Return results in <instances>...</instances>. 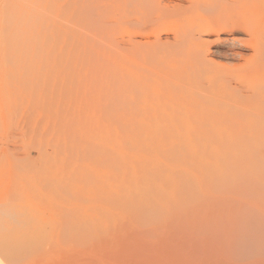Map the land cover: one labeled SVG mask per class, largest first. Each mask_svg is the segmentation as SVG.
I'll list each match as a JSON object with an SVG mask.
<instances>
[{
    "label": "rangeland",
    "instance_id": "rangeland-1",
    "mask_svg": "<svg viewBox=\"0 0 264 264\" xmlns=\"http://www.w3.org/2000/svg\"><path fill=\"white\" fill-rule=\"evenodd\" d=\"M257 20L263 0H0V191L24 205L11 221L28 231L26 264H264V71L256 80L241 67ZM205 22L225 24L235 42L219 53L205 43L219 78L189 69L195 82L178 89L181 66L196 62L191 26ZM128 70L140 122L180 131H125ZM108 125L129 134L125 153L166 155L106 201ZM211 148L218 157L192 163Z\"/></svg>",
    "mask_w": 264,
    "mask_h": 264
},
{
    "label": "bare ground",
    "instance_id": "bare-ground-1",
    "mask_svg": "<svg viewBox=\"0 0 264 264\" xmlns=\"http://www.w3.org/2000/svg\"><path fill=\"white\" fill-rule=\"evenodd\" d=\"M134 1H137V0H134ZM261 20H263V19H261ZM261 20H257L256 23H254V25L253 24L252 25H246L247 26L246 29L248 31L249 42H250L251 47H252V52H251L250 56L248 57V59H246V58L244 59V62L241 65L242 68H244L246 65H250L249 68L252 72L253 77H255L256 80L258 79L259 73L261 72V70L264 71V67L262 66L263 60H264V58H263L264 42L261 39V31H260L264 22ZM260 25H261V27H260ZM225 26H226L225 24L208 23V22L199 23V24H195V25L191 26V34H190L191 44L189 46L190 47L189 50L192 53L191 54L192 57L194 56L196 62L199 63L200 67H198L197 63L195 61H193L192 59H189L188 62L183 63L186 66H181L182 67L181 69L183 72H180L179 76L174 78V80H175L174 82L177 83L176 86H174V87L182 90L183 88H186V86H188L189 84L195 82V80H191V76L188 73L189 69L190 70L191 69L192 70L197 69V71H199V73H201L202 71L207 72L210 74V76H212V77H210V79L219 78V76H218L219 73L212 71V69L209 67V65L211 64L212 61H211V59L208 58V56L204 52V44L208 43L210 41L214 42L215 44H217L216 45L217 47H215L214 52L219 53L220 48H221L220 46H222L223 42H228V43L235 42V39H236L235 37L229 36V34H227L228 36L227 35L225 36L224 31H222V29ZM211 38H212V40H211ZM146 40H147V42H151L149 38H146ZM228 43H226V44H228ZM234 53L236 54L235 51H234ZM125 72H126L125 77H122L125 79L124 85H125V92H126L123 95L124 96V98H123L124 99V103H123L124 106H123V111H122V122H123V126H124L125 131H129L130 134L134 135L133 137H136L140 140L150 138L151 134L149 135V133L150 132L152 133L153 131L159 132V131H162L163 129L168 130V131H180L179 129L177 130V128L174 127L173 123H171L168 126V128H166V127L164 128V126H161L159 124L150 125V124H144V123L140 122L141 119L138 116L139 106L134 107L132 105L134 102H137L135 100L134 95H133V89L135 88V81L133 79L132 74H130V73H132L130 70L125 71ZM229 74H230V77H233L235 80L240 79V76H241V75H237L234 73L233 74L229 73ZM152 79H155V78H152ZM149 80H150V78H149ZM228 80H230V79H228ZM252 83H255V82L253 81ZM168 85H170V84H168ZM114 87H116V86H114ZM167 87H169V86H167ZM123 114H125V115L123 116ZM261 118H264V109H260L259 113L257 114L256 120L259 122V120ZM252 125L253 124H250V126H252ZM252 127H250V128L252 129ZM112 130H113L112 127L110 125H108V127L106 129V136H105V151H106L105 161L107 163V166L109 168H111L112 170H114L112 173H107V176L105 179V186H106L107 190L104 192H106V199H105L106 201H109L112 198V195L108 194V189L110 187L121 184V186L123 187V189H122L123 193L128 195V192H131V190L133 188H135L140 183L139 181L141 179V175L137 169L141 168L142 164H144V163H154V160L162 161L161 159L163 158V156L166 155V153L163 150H160L157 153H154V154L151 153V154H148L145 156H143V155L139 156L137 153H132V155L129 153L127 154L123 150H120V148H122L124 140H127L130 138L129 134L113 133ZM261 135H264V134H261ZM254 136H256V135H254ZM188 140H192V142H193L194 136H192V138H189ZM186 141L187 140L179 138V141H178V143L175 144V146L177 147L178 144H181V143L184 144ZM140 151L142 152V150H140ZM236 151H237V149H236ZM219 153H220V151H217L216 149H212V148L210 150V153L209 152L202 153L201 149H198L197 153H194V155H192V163L198 164V163H201L205 159L204 162L206 164H208L210 162L211 158L218 157ZM206 154H209V155L207 157H205ZM56 158L58 160V157H56ZM16 159H14V162L21 164L22 168L24 169L26 158L23 157V158L19 159L17 157ZM57 160H56V162H57ZM168 160L177 163V160L172 156L169 157ZM180 162H181V160H180ZM182 163H184V162H182ZM127 164H131L133 167V170H131L129 172L125 171L124 166H126ZM62 170H63V168H62ZM239 170H241V169H239ZM157 173H158V171L156 170V167L153 168L152 170H150L149 172H147L146 179L148 180V182H150V181L153 182V179L156 178ZM8 175H10V179L13 180V175H11V174L6 175L3 173V176L6 177L5 178L6 181L8 183H10V179H9ZM172 177H173V175H171V178ZM67 182H68V180H67ZM99 186H100V184H99ZM99 186H98V188H99ZM162 186H164V185H162ZM62 189H64V188L62 187L61 190ZM144 189L146 190V187H144ZM8 190H10V189H8ZM8 190L2 189L0 191V264H26L25 259H26V247H27V240H28L27 239L28 231L25 228L24 229H22V228L18 229L16 227V225H14L13 221H11L13 218L12 217L13 213L15 215L18 214L15 210L21 209L24 205L22 203H18V204L14 203L15 201L9 198L10 193ZM100 192H102V190ZM100 192H99V194H102ZM167 196H168V194L166 193L164 197L166 198ZM100 197H102V196H100ZM120 199H122V197L119 198V200ZM99 203H101V202H99ZM128 204L129 203L126 200L124 205L123 204L122 205H123V207H126V206H128ZM144 207H146V206H144ZM125 209H127V207ZM102 211H103V209H102ZM88 212H90V211H88ZM84 213H86V212H84ZM104 214H105V216H111V213L108 210H106ZM114 215H115V213H114ZM112 218H113V216H112ZM106 220H108V219H106ZM21 222L24 223L23 224V226H24L25 222L24 221H21ZM114 222H116V221H114ZM111 224H112V222H111ZM47 244H48V242H47ZM103 246H105V245H103ZM182 247H184V246H182ZM56 253H59V252H56ZM66 255H68V254H66ZM60 257H61V255H60ZM60 257L57 261L61 262L62 257L61 258ZM64 258L66 260V257H64ZM67 260H69V259H67ZM196 260H198V259H196ZM73 263H75V262H73ZM218 263H219V261H218Z\"/></svg>",
    "mask_w": 264,
    "mask_h": 264
}]
</instances>
